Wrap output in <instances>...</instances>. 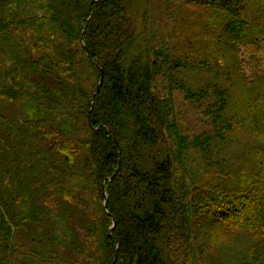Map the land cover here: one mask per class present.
I'll list each match as a JSON object with an SVG mask.
<instances>
[{
    "label": "trees",
    "instance_id": "trees-1",
    "mask_svg": "<svg viewBox=\"0 0 264 264\" xmlns=\"http://www.w3.org/2000/svg\"><path fill=\"white\" fill-rule=\"evenodd\" d=\"M0 264H264V0H0Z\"/></svg>",
    "mask_w": 264,
    "mask_h": 264
},
{
    "label": "rangeland",
    "instance_id": "rangeland-1",
    "mask_svg": "<svg viewBox=\"0 0 264 264\" xmlns=\"http://www.w3.org/2000/svg\"><path fill=\"white\" fill-rule=\"evenodd\" d=\"M177 109L181 112V118L183 119V125L186 129L192 132H200L207 127L202 124V119L197 116L191 107L185 102L184 98L177 93Z\"/></svg>",
    "mask_w": 264,
    "mask_h": 264
},
{
    "label": "water",
    "instance_id": "water-1",
    "mask_svg": "<svg viewBox=\"0 0 264 264\" xmlns=\"http://www.w3.org/2000/svg\"><path fill=\"white\" fill-rule=\"evenodd\" d=\"M101 84H102V79H101V81H100V86H101ZM98 91H99V89H98ZM98 91H97V92H98Z\"/></svg>",
    "mask_w": 264,
    "mask_h": 264
}]
</instances>
